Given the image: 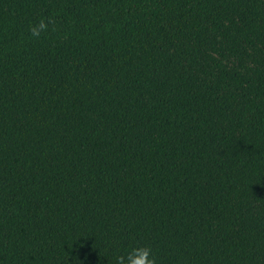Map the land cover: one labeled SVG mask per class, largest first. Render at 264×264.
Returning a JSON list of instances; mask_svg holds the SVG:
<instances>
[{
    "label": "trees",
    "instance_id": "1",
    "mask_svg": "<svg viewBox=\"0 0 264 264\" xmlns=\"http://www.w3.org/2000/svg\"><path fill=\"white\" fill-rule=\"evenodd\" d=\"M140 245L264 264V0H0V264Z\"/></svg>",
    "mask_w": 264,
    "mask_h": 264
},
{
    "label": "clouds",
    "instance_id": "2",
    "mask_svg": "<svg viewBox=\"0 0 264 264\" xmlns=\"http://www.w3.org/2000/svg\"><path fill=\"white\" fill-rule=\"evenodd\" d=\"M46 29L47 25L42 20L38 27L31 28V35L39 37L41 31ZM117 264H158V261L149 246L140 245L131 248L126 254L117 257Z\"/></svg>",
    "mask_w": 264,
    "mask_h": 264
}]
</instances>
